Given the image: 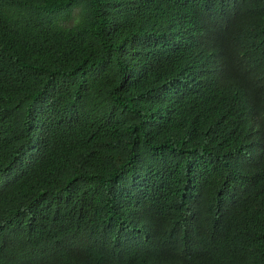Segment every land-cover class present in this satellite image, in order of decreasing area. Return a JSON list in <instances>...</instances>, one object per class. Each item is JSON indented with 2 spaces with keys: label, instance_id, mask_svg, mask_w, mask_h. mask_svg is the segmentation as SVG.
<instances>
[{
  "label": "trees",
  "instance_id": "1",
  "mask_svg": "<svg viewBox=\"0 0 264 264\" xmlns=\"http://www.w3.org/2000/svg\"><path fill=\"white\" fill-rule=\"evenodd\" d=\"M0 264H264V0H0Z\"/></svg>",
  "mask_w": 264,
  "mask_h": 264
}]
</instances>
